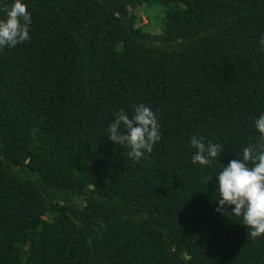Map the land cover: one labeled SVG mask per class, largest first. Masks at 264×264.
Segmentation results:
<instances>
[{"label":"trees","instance_id":"trees-1","mask_svg":"<svg viewBox=\"0 0 264 264\" xmlns=\"http://www.w3.org/2000/svg\"><path fill=\"white\" fill-rule=\"evenodd\" d=\"M25 3L30 39L0 49V264H264L214 176L264 147V0ZM140 103L161 139L134 161L107 128Z\"/></svg>","mask_w":264,"mask_h":264},{"label":"clouds","instance_id":"clouds-1","mask_svg":"<svg viewBox=\"0 0 264 264\" xmlns=\"http://www.w3.org/2000/svg\"><path fill=\"white\" fill-rule=\"evenodd\" d=\"M0 18V49L12 48L30 39L29 28L32 16L25 0H12ZM261 43H264L262 38ZM256 131L264 140V112L253 121ZM123 127V131H121ZM108 139L126 146L128 156L138 161L144 153L151 152L161 139L156 113L143 103L133 108L131 117L121 109L107 128ZM195 151L193 164L211 166L223 148L203 137L193 135L189 141ZM237 159L228 161L214 175L219 197L217 211L223 213L226 206H234L231 212L242 217L253 239L264 235V147H244Z\"/></svg>","mask_w":264,"mask_h":264},{"label":"rangeland","instance_id":"rangeland-1","mask_svg":"<svg viewBox=\"0 0 264 264\" xmlns=\"http://www.w3.org/2000/svg\"><path fill=\"white\" fill-rule=\"evenodd\" d=\"M154 10V9H153ZM157 13V12H156ZM154 18V17H153ZM145 22H147V19H145Z\"/></svg>","mask_w":264,"mask_h":264}]
</instances>
